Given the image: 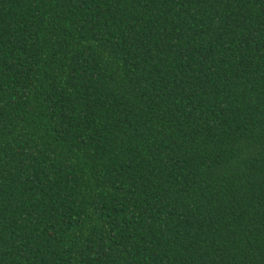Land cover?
<instances>
[{
    "label": "trees",
    "instance_id": "obj_1",
    "mask_svg": "<svg viewBox=\"0 0 264 264\" xmlns=\"http://www.w3.org/2000/svg\"><path fill=\"white\" fill-rule=\"evenodd\" d=\"M0 264H264V0H0Z\"/></svg>",
    "mask_w": 264,
    "mask_h": 264
}]
</instances>
